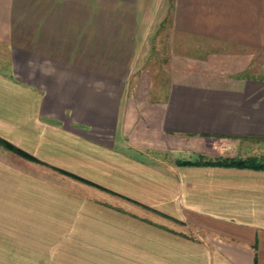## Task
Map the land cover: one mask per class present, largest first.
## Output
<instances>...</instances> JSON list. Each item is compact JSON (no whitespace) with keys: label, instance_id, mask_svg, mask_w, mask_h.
<instances>
[{"label":"crops","instance_id":"crops-1","mask_svg":"<svg viewBox=\"0 0 264 264\" xmlns=\"http://www.w3.org/2000/svg\"><path fill=\"white\" fill-rule=\"evenodd\" d=\"M249 68L264 0H0V138L38 160L0 146V264H264V170L178 163L264 152Z\"/></svg>","mask_w":264,"mask_h":264},{"label":"rangeland","instance_id":"rangeland-1","mask_svg":"<svg viewBox=\"0 0 264 264\" xmlns=\"http://www.w3.org/2000/svg\"><path fill=\"white\" fill-rule=\"evenodd\" d=\"M243 76L251 77H263L264 74L260 70L256 69H245L242 73ZM167 73L163 72V76L154 78L155 82H152L153 88L152 92L155 90L167 89L170 84V80H166ZM220 154L217 156L218 159H228V160H236V159H245L247 157H253L256 161L264 162V152L262 148L257 146H250L249 144L243 142H232L231 145L224 142V146L219 147ZM188 157V155H184V158ZM209 157V156H207Z\"/></svg>","mask_w":264,"mask_h":264},{"label":"trees","instance_id":"trees-1","mask_svg":"<svg viewBox=\"0 0 264 264\" xmlns=\"http://www.w3.org/2000/svg\"><path fill=\"white\" fill-rule=\"evenodd\" d=\"M0 146H2L4 149L11 151L15 153L16 155L21 156L27 160L38 162V160H36L34 157L24 152L23 150L15 147L14 145H12L11 143L7 142L6 140L2 138H0ZM178 163L182 165L210 164V165H217V166H231V167H238V168H250V169L264 170V162H261V161L258 162L253 157H247L245 159H236V160H228V159H223V160L217 159V160H208V161L179 160ZM60 172L64 174H68L64 171H60Z\"/></svg>","mask_w":264,"mask_h":264},{"label":"clouds","instance_id":"clouds-1","mask_svg":"<svg viewBox=\"0 0 264 264\" xmlns=\"http://www.w3.org/2000/svg\"><path fill=\"white\" fill-rule=\"evenodd\" d=\"M46 63H47V62H46ZM28 64H29V66L31 67V66H32V61H29ZM42 74H49V73L44 72V71L42 70ZM29 78H30V79H31V78H34V72L29 73Z\"/></svg>","mask_w":264,"mask_h":264}]
</instances>
